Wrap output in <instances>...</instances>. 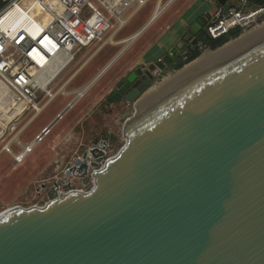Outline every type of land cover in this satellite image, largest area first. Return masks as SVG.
<instances>
[{"label": "water", "instance_id": "water-1", "mask_svg": "<svg viewBox=\"0 0 264 264\" xmlns=\"http://www.w3.org/2000/svg\"><path fill=\"white\" fill-rule=\"evenodd\" d=\"M210 19L115 92L133 111L89 192L0 212V264H264V32L134 106L178 52L200 54L176 73L211 51Z\"/></svg>", "mask_w": 264, "mask_h": 264}, {"label": "built area", "instance_id": "built-area-1", "mask_svg": "<svg viewBox=\"0 0 264 264\" xmlns=\"http://www.w3.org/2000/svg\"><path fill=\"white\" fill-rule=\"evenodd\" d=\"M148 1L5 0L4 6L0 8V79L20 101L17 111L19 118L33 111V115L17 128L15 122L18 117H13L9 123L10 130H16L17 135L21 134L46 104L58 93H64L62 90L59 92L63 86L52 92L49 85L73 60L76 51L103 42L105 36H108L111 42L110 39L116 32ZM168 1L162 4V0H156L155 8L167 7L173 0ZM35 8H40L45 14V22L40 29L29 32L23 26L11 25L13 11L24 10L33 13ZM261 23H264V5L253 7L250 0H236L234 4L228 5L224 15L221 6L211 12L207 32L211 39H215L234 28H239L245 33ZM39 93L41 96L38 98ZM79 97L81 95H75L68 101L49 124L53 127L61 120ZM62 111L65 112L62 114ZM46 126L32 141L20 145L23 153L14 155L21 151H11L15 163H21L26 154L43 140L52 128L46 131ZM6 146L8 144L5 145V150ZM119 149L114 148L110 138H104L67 162L62 157L56 159L52 175L38 181L37 198L29 207H42L52 198L72 191L89 192L95 183L94 173L101 170ZM14 207L22 206L17 204Z\"/></svg>", "mask_w": 264, "mask_h": 264}, {"label": "rangeland", "instance_id": "rangeland-1", "mask_svg": "<svg viewBox=\"0 0 264 264\" xmlns=\"http://www.w3.org/2000/svg\"><path fill=\"white\" fill-rule=\"evenodd\" d=\"M167 1L162 0V4ZM155 4L156 0H149L135 12L110 39L112 43L108 40V36H105L103 42L76 51L73 60L58 74L49 88L54 92L79 67H86L66 85L65 89L63 88L64 93H58L30 120L21 134L17 135L16 130H10L9 123L13 117H18L15 122L17 128L33 115V111L31 110L19 118L17 111L20 101L0 79V212L17 204L22 207H29L37 198L38 181L52 175L56 159L62 157L67 162L80 155L91 144L104 138H110L116 150L122 146V124L125 115L132 112L133 109L124 101L114 103L110 95L125 80L129 73L128 68L125 67L134 62L138 55V49H143L146 40L136 39L128 45L120 42L131 36L136 29L143 25L154 10ZM171 4L172 2L164 10ZM11 15L10 22L13 27L20 25L29 32L40 29L45 22V14L40 8H35L33 13L24 10L13 11ZM263 24L250 28L245 33H251L255 30L256 32L261 31ZM245 33L229 40L225 45ZM104 42L106 43L102 45ZM133 43L136 45L131 47ZM125 46H127L123 51L125 53L121 54L117 62L111 68L109 67L91 87L90 84L88 85L89 88L82 95L83 97L81 96L80 101L66 113L64 118L44 136L43 140L31 152L26 154L21 163H15L11 151L18 153L21 151V144L32 141L35 133L44 125L49 124L66 103L75 97L76 90L80 89L81 86L84 87L95 73ZM175 62L171 63L174 64ZM174 73L176 71L172 70L171 66H167L155 78L151 87L157 85L163 78L173 76ZM40 96L39 93L38 98ZM6 144H8L10 152L4 149Z\"/></svg>", "mask_w": 264, "mask_h": 264}, {"label": "crops", "instance_id": "crops-1", "mask_svg": "<svg viewBox=\"0 0 264 264\" xmlns=\"http://www.w3.org/2000/svg\"><path fill=\"white\" fill-rule=\"evenodd\" d=\"M170 2H171V0H170ZM235 2H236V0H227L228 5L234 4ZM219 6L220 5L217 4V2L215 0H173L172 4L166 10H164L166 8L165 7L163 9L164 11L161 10V12H157L158 15H156V17L153 20H151L153 17V13L155 11V9H154L151 12V14L147 17V19L145 20L143 25L140 26L138 29H136V31H137L140 28H144L143 32L136 39H138V40H141V39L144 40L145 39L146 44L143 47V49H141V50L138 49V55H137L136 59L134 60V62L130 63L125 68H128V72H130L131 70H133L134 68H137V67H141L142 69H144L148 65H150L152 62H154L160 58H163V56H165L170 50H172L175 45H177V44L180 45V43H179L180 35L186 30V28L188 27V25L191 22L195 21L197 18H199L202 14H204L207 11H210V12L214 11ZM136 31H134L131 34V36ZM136 39H134V40H136ZM124 40H122L120 43H126V42H123ZM134 43L131 47L136 45ZM126 44L128 45L129 43H126ZM126 47L127 46H125L121 51H119V53L117 55H115L114 57L109 59L100 68V70H98L95 73V75L87 82L88 84L87 83H86V85L84 84L85 86L84 87L81 86V88L78 90L80 91L83 89V92L85 93L86 90L89 88L88 87L89 84L91 87L92 84H94L95 81L97 79H99V77L102 76V74L109 67L111 68V66H113V64L117 62V60L120 58L121 54L125 53L123 51H125ZM177 55H180V53L178 52ZM175 61L176 60L174 59V62ZM110 62H112V64H110L109 67L106 68V66ZM85 67L86 66L79 67L61 86H63L65 89L66 85L68 83H70V81L74 77H76L78 74H80ZM78 90H76V92ZM84 93H83V95H84ZM82 97H79V99L67 111V113L75 106L76 103H78L80 101V99ZM64 116H63V118H64ZM61 120H59L54 126H56ZM53 127L51 128V130L53 129ZM71 127H69V128H71ZM41 129L37 133H35V135L38 134L41 131Z\"/></svg>", "mask_w": 264, "mask_h": 264}, {"label": "bare ground", "instance_id": "bare-ground-1", "mask_svg": "<svg viewBox=\"0 0 264 264\" xmlns=\"http://www.w3.org/2000/svg\"><path fill=\"white\" fill-rule=\"evenodd\" d=\"M170 2V0L168 1ZM165 8V6L163 8H161V6H158L157 8H155V11L153 13V17L151 20H153L156 15H158L157 12H161V10H163ZM150 20V21H151ZM263 26V30L261 29L258 30V32H256V30L254 32L251 31L248 32V33H245L243 35H241L239 38L227 43L225 46L223 47H220L219 49L215 50V51H206L205 53H203L196 61H194L193 63L187 65L182 71L180 72H177V73H174L173 76H168V77H165L163 78L157 85L155 86H152L150 87L134 104L135 107H138L140 106L143 102H145L148 98H150L152 95H154L155 93H157L159 90L163 89L164 87H166L168 84H170L171 82H173V80H176L178 79L179 77L187 74L189 71H191L192 69H195L198 67V65L200 64H203L205 61H207L208 59H211L217 55H219L220 53H222L223 51L233 47L234 45L242 42V41H245V40H248L250 37H252L253 35L257 34V33H260V32H264V24L262 25ZM144 28H140L139 30H137L132 36L126 38L123 42H126V43H130L132 42L134 39H136L142 32H143ZM112 39V38H111ZM114 42V41H113ZM105 43V42H104ZM112 43V42H111ZM64 88V87H63ZM63 88H61L59 90V92L62 90L63 91ZM83 89L82 90H78L76 92V96L78 95H83ZM8 152H10L9 150V147L6 146ZM27 149L25 148L24 146V152L26 153ZM21 153H23V150L18 153V154H14V155H20ZM12 154V153H11ZM8 209V208H7Z\"/></svg>", "mask_w": 264, "mask_h": 264}, {"label": "trees", "instance_id": "trees-1", "mask_svg": "<svg viewBox=\"0 0 264 264\" xmlns=\"http://www.w3.org/2000/svg\"><path fill=\"white\" fill-rule=\"evenodd\" d=\"M250 3L253 7L263 6L264 0H250ZM5 4V0H0V8ZM242 33L241 29L234 28L230 30L227 34H224L215 39H209L204 45L205 47H209L211 50L221 47L229 40L238 37ZM200 54L199 50H195L189 53L186 57L178 55L176 58V62L174 64L170 63L168 66L172 67V70H179L183 68L186 64L196 59ZM171 62H174L173 60ZM111 98V96H110Z\"/></svg>", "mask_w": 264, "mask_h": 264}, {"label": "flooded vegetation", "instance_id": "flooded-vegetation-1", "mask_svg": "<svg viewBox=\"0 0 264 264\" xmlns=\"http://www.w3.org/2000/svg\"><path fill=\"white\" fill-rule=\"evenodd\" d=\"M177 56L178 55H176L172 60H176V58H177ZM171 60V61H172ZM171 61H170V63H171ZM169 63V64H170ZM168 64V65H169ZM167 65V66H168ZM136 69V68H135ZM135 69H133V70H131L128 74H127V76H126V78H125V80H123L119 85H118V87L113 91V92H111V98H112V101L114 102V103H119V102H121V101H124L123 100V97L131 90V87H129V88H126L123 92H121V94L120 95H118V94H115V92H117L118 90H119V88L123 85V84H125L126 82H127V77H128V75L132 72V71H134ZM139 78L140 77H137L136 78V80H133L131 83H130V86H133L136 82V84L137 85H139V84H141L142 83V81H140L139 80ZM151 83H152V81H151ZM116 98H119V100H115ZM125 102V101H124Z\"/></svg>", "mask_w": 264, "mask_h": 264}]
</instances>
